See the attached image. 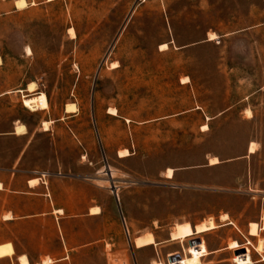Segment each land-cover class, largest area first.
Segmentation results:
<instances>
[{
	"label": "rangeland",
	"instance_id": "1",
	"mask_svg": "<svg viewBox=\"0 0 264 264\" xmlns=\"http://www.w3.org/2000/svg\"><path fill=\"white\" fill-rule=\"evenodd\" d=\"M25 1L3 14L0 0V132L13 121L37 131L21 167L71 177L82 201L103 206V222L66 224L70 241L106 234L104 255L91 250L74 264H252L264 240L253 246L220 217L256 215L260 201L245 208L244 193L264 191V0ZM32 82L46 111L23 106ZM22 144L1 142L2 162ZM209 219L217 229L171 239L175 225ZM145 233L154 244L136 250ZM9 254L0 246V257Z\"/></svg>",
	"mask_w": 264,
	"mask_h": 264
},
{
	"label": "crops",
	"instance_id": "2",
	"mask_svg": "<svg viewBox=\"0 0 264 264\" xmlns=\"http://www.w3.org/2000/svg\"><path fill=\"white\" fill-rule=\"evenodd\" d=\"M14 2L15 0L12 2L7 0L3 14L11 13L13 9H16ZM15 92L19 93L18 91ZM198 109L193 108V110ZM69 114L74 116V113ZM203 116L206 121L207 119L210 121L205 114ZM249 119H253V117L250 116ZM17 124L22 123L13 121L7 131L0 132V143L9 139H18L23 142L22 148L10 163L2 162L0 158V246L6 245L10 252L9 256L0 257V264H20L19 259L21 257L26 258L27 264H43L45 260H49V264H74L76 257L79 255L89 256L90 251H95V249L104 255L102 242H106V234L103 228H98L97 236L84 242L70 241L66 229V224L70 223L72 219H77L76 217H80L79 219L83 223L103 222V206L93 196L82 201L78 194V183L74 184L73 188L70 181L73 178L71 177L57 173L51 174L38 169H23L20 162L26 158L32 149V138L37 131L34 130L31 134L27 126L22 124L26 131L18 135L15 129ZM34 180H38L37 184L31 186L30 183ZM244 195L246 198L248 197V201L246 200L244 204L245 208H249L250 202L256 199L260 201L258 213L254 215L248 210L241 220H236L227 215L228 220L224 223L225 226H232L246 242H251L255 246L258 239L264 240L262 222L264 191H254L248 188ZM94 208H97L99 213L92 214L91 209ZM251 222L258 224H256L258 237L249 236L248 227ZM194 240L196 242L201 239L196 238ZM71 243L84 244L75 245ZM245 245H239L240 250H232L233 256L237 255L236 252H245L246 249L243 248ZM189 246L190 243H188ZM223 250L229 249L228 247L225 249L216 248L209 252L208 256H214ZM180 256V254H176V256H167V258L169 261ZM251 259L252 264H264V252L257 253L251 248Z\"/></svg>",
	"mask_w": 264,
	"mask_h": 264
},
{
	"label": "bare ground",
	"instance_id": "3",
	"mask_svg": "<svg viewBox=\"0 0 264 264\" xmlns=\"http://www.w3.org/2000/svg\"><path fill=\"white\" fill-rule=\"evenodd\" d=\"M47 1H52V0H47ZM14 4L16 7V10H24L27 7L25 0H15ZM69 35L71 38H73L74 32L72 30H70ZM216 39H217L216 35L209 34V40H216ZM161 48L166 49V45H161ZM27 52H28V54H30V50H27ZM0 65H1V59H0ZM36 91H37L36 83L32 82V83L27 85L25 92L28 93L29 96L23 97V101H22L23 106L30 112L46 111L48 109L47 98H46L45 94H43V93L39 94V93H36ZM18 92H20V91H18ZM64 110H65L66 114L76 112L73 104H68ZM111 113H113V110ZM247 113L250 114V111L247 110ZM50 123L44 122L42 124L44 131H49L48 127H49ZM204 128L207 129L206 126H204ZM15 129H16V133L18 135L25 133V131H26V129L24 128V126L22 124H17L15 126ZM248 152L250 154L254 153V143L250 144ZM127 155H128L127 151L124 150L122 153L119 154V158H123ZM218 163H219V161L216 160V158H212L210 165L212 166V165H216ZM110 175H112V174H110ZM165 178L166 179H172L173 178V171L171 169H168L166 171ZM37 181L38 180L31 181L30 185L34 186L35 184H37ZM114 187H115L116 195L118 198L117 187L116 186H114ZM91 212H92V214H97V213H99V210L97 208H94V209H91ZM227 220H228V216L226 214L222 215L220 217L221 222H226ZM262 222H263V229H264V211L262 214ZM214 228H216V225L214 223V220H212V219H209V220L205 221L204 223L202 222L201 224L196 225V227H192L189 223H181V224L175 225L174 228L172 229L171 239L173 241H178V240L184 241V240L191 238V237H194L196 235L211 232L212 230H214ZM249 230H250V234L252 236H258L257 225L255 223L250 224ZM153 244H154V237L151 233H145L142 236L135 238L132 242V245L134 246V248L136 250H143V248H147ZM232 245H233L232 248L238 247V245L236 243H232ZM256 251L257 252H264V243L263 242H259ZM19 261H20V264H27V260L25 257H21L19 259ZM49 263H50L49 260L43 261V264H49ZM153 264H157V263H153Z\"/></svg>",
	"mask_w": 264,
	"mask_h": 264
},
{
	"label": "water",
	"instance_id": "4",
	"mask_svg": "<svg viewBox=\"0 0 264 264\" xmlns=\"http://www.w3.org/2000/svg\"><path fill=\"white\" fill-rule=\"evenodd\" d=\"M100 148H101V147H100ZM101 150H102V148H101ZM103 159H104V158H103ZM106 168L108 169L107 165H106ZM110 190H111V192H112V194H113V196H114V198H115V200H116V203H117V205H118V207H119V199L117 198L116 191H115V187H114L113 183L111 184V188H110ZM242 252H243V250H242ZM235 254H238V252H236ZM171 260H173V259H171Z\"/></svg>",
	"mask_w": 264,
	"mask_h": 264
},
{
	"label": "built area",
	"instance_id": "5",
	"mask_svg": "<svg viewBox=\"0 0 264 264\" xmlns=\"http://www.w3.org/2000/svg\"><path fill=\"white\" fill-rule=\"evenodd\" d=\"M125 233H127V230H126V228H125ZM127 235H128V233H127Z\"/></svg>",
	"mask_w": 264,
	"mask_h": 264
}]
</instances>
